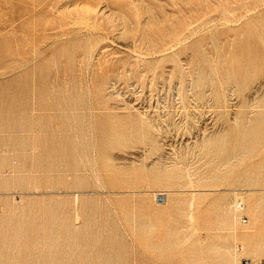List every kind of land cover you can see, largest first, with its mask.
<instances>
[{"label": "rangeland", "instance_id": "obj_1", "mask_svg": "<svg viewBox=\"0 0 264 264\" xmlns=\"http://www.w3.org/2000/svg\"><path fill=\"white\" fill-rule=\"evenodd\" d=\"M263 187L264 0H0V264L264 260Z\"/></svg>", "mask_w": 264, "mask_h": 264}, {"label": "bare ground", "instance_id": "obj_2", "mask_svg": "<svg viewBox=\"0 0 264 264\" xmlns=\"http://www.w3.org/2000/svg\"><path fill=\"white\" fill-rule=\"evenodd\" d=\"M79 6V5H78ZM236 156V155H235ZM190 178V177H189ZM193 187V186H192ZM264 188V187H263ZM243 189V188H242ZM245 189V188H244ZM247 189V188H246ZM251 189V188H250ZM249 189V190H250ZM258 189V188H257ZM260 189V188H259ZM258 189V190H259ZM236 190H238V189H236ZM234 191V194H237L236 192L237 191ZM254 190V189H253ZM256 190V189H255ZM261 190V189H260ZM251 191V190H250ZM239 192V191H238ZM243 192V191H242ZM247 192V191H246ZM252 192V191H251ZM168 195H169V193L167 192V193H165V191H158V192H155V196L157 197L158 196V201L159 202H166L167 200H168ZM254 198V197H253ZM252 198V202H251V205H252V212H253V214H256V212H257V207H258V201L256 200V199H253ZM239 200H242L241 198H237V201H235L236 202V208H237V202L239 201ZM230 201V200H229ZM243 201V200H242ZM162 203V204H163ZM244 203V202H243ZM192 204V203H191ZM245 205V204H244ZM244 209H245V207H244ZM235 211V210H234ZM243 213H244V211H243ZM236 216V215H235ZM243 217H244V215H241V218L243 219ZM234 220H235V218H234ZM247 222H248V219H247ZM236 257V256H235ZM236 259V258H235Z\"/></svg>", "mask_w": 264, "mask_h": 264}, {"label": "built area", "instance_id": "obj_3", "mask_svg": "<svg viewBox=\"0 0 264 264\" xmlns=\"http://www.w3.org/2000/svg\"><path fill=\"white\" fill-rule=\"evenodd\" d=\"M244 207H245V205H244L243 201L242 200H239L237 202V209H238V211H240V212L244 211ZM243 222H247V217L246 216L243 217ZM247 263L248 264H264V260L262 259L260 261L253 262V263H251V262L248 261Z\"/></svg>", "mask_w": 264, "mask_h": 264}]
</instances>
